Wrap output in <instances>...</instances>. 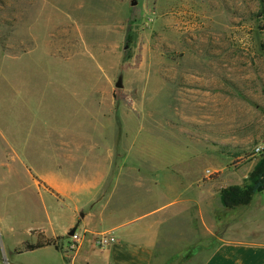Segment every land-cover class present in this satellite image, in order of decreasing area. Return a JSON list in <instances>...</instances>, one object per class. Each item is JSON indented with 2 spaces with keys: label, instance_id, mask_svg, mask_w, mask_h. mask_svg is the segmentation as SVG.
I'll list each match as a JSON object with an SVG mask.
<instances>
[{
  "label": "rangeland",
  "instance_id": "1",
  "mask_svg": "<svg viewBox=\"0 0 264 264\" xmlns=\"http://www.w3.org/2000/svg\"><path fill=\"white\" fill-rule=\"evenodd\" d=\"M257 145L264 0H0V264L69 263L67 235L58 250L16 252L38 241L36 230L64 234L73 214L74 198L38 171H85L103 155L114 165L136 156L142 172L163 161L197 166L221 205L224 189L250 184ZM240 210L217 211L216 236L174 222L166 264L194 259L217 237L257 238L228 231Z\"/></svg>",
  "mask_w": 264,
  "mask_h": 264
},
{
  "label": "crops",
  "instance_id": "2",
  "mask_svg": "<svg viewBox=\"0 0 264 264\" xmlns=\"http://www.w3.org/2000/svg\"><path fill=\"white\" fill-rule=\"evenodd\" d=\"M46 142L59 145L58 139ZM99 158L97 164L91 162L85 171L65 172L55 165H51L49 170L38 171L39 177L56 194L66 199L74 198L73 214L64 234L58 235L54 230L52 234L45 230L34 231L37 240L39 234L46 239H55L68 236L70 229L75 228L82 240L72 256L70 251L62 250L68 264H93V255L99 256L102 261L104 254L105 264H154L158 259L159 264H166L164 258L169 256L170 241L178 232L175 227L172 228L174 222L187 220L193 230L195 226L200 225L201 230L205 226L210 236H216L217 211L234 212L239 209H242L238 211L241 219L236 227L233 224L228 231L237 228L242 237L257 235V238L217 237L216 244L202 249L194 259L192 257L184 264H264V193L255 195L247 207L227 210L219 204L217 188L200 184L202 172H198L197 176L192 174L197 166L185 169L179 165L180 168L173 169L163 161L164 170L160 166L156 170L142 172L138 169L136 156L119 165H114L112 156ZM176 173L183 177L175 184L179 177ZM188 177H194V182L186 183ZM169 178L173 180L167 181ZM195 187L200 191L207 189V199L200 198ZM139 206L143 209H138ZM192 212L195 213L193 217L188 215ZM78 229L82 230L81 233ZM101 234L116 238V242L103 251L95 244ZM51 248L59 249L47 246L41 250ZM84 252L87 256L81 261Z\"/></svg>",
  "mask_w": 264,
  "mask_h": 264
},
{
  "label": "trees",
  "instance_id": "3",
  "mask_svg": "<svg viewBox=\"0 0 264 264\" xmlns=\"http://www.w3.org/2000/svg\"><path fill=\"white\" fill-rule=\"evenodd\" d=\"M264 191V151L261 163L256 167L251 174L250 184L244 188L229 187L221 192L222 206L227 210H235L237 208L249 206L255 195ZM72 230V229H71ZM70 230V231H71ZM64 237H57L55 239H46L43 234H39L36 243H27L24 250L18 249L16 252L23 253L24 251H34L45 248L47 246H55L58 249V241Z\"/></svg>",
  "mask_w": 264,
  "mask_h": 264
},
{
  "label": "built area",
  "instance_id": "4",
  "mask_svg": "<svg viewBox=\"0 0 264 264\" xmlns=\"http://www.w3.org/2000/svg\"><path fill=\"white\" fill-rule=\"evenodd\" d=\"M264 147L262 145H257L254 148V154L255 155H259L261 153H263ZM71 240H70V244H69V250L70 251H75L82 240V237L79 235V233L76 231L74 233V235L70 236ZM116 242V238L114 236H110L108 234H101L99 235L96 240H95V244L99 247V248H107L110 245H112L113 243Z\"/></svg>",
  "mask_w": 264,
  "mask_h": 264
},
{
  "label": "water",
  "instance_id": "5",
  "mask_svg": "<svg viewBox=\"0 0 264 264\" xmlns=\"http://www.w3.org/2000/svg\"><path fill=\"white\" fill-rule=\"evenodd\" d=\"M115 86H116V88H119V89H122V88L124 87L123 77H122V76H120V77L118 78V81H117V83L115 84ZM75 232H76V229L73 228V229L68 233V236H72V235H74Z\"/></svg>",
  "mask_w": 264,
  "mask_h": 264
}]
</instances>
